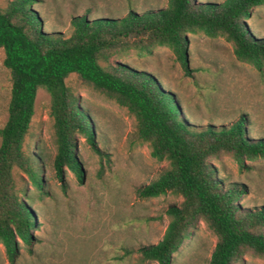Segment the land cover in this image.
Masks as SVG:
<instances>
[{"label":"trees","instance_id":"obj_1","mask_svg":"<svg viewBox=\"0 0 264 264\" xmlns=\"http://www.w3.org/2000/svg\"><path fill=\"white\" fill-rule=\"evenodd\" d=\"M33 3L9 0L0 6V48L10 74L7 118L0 128V244L9 262L14 263L20 243H31L34 226L26 189L18 188L13 171L17 168L41 192L45 182L37 156L24 149L38 90L43 88L50 97L52 169L58 181L63 182V168L82 179L79 137L95 153L104 154L95 143L89 115L66 84L71 74L126 108L136 121L137 138L147 143L154 159L167 162L156 178L135 188L136 196L170 193L181 198L165 210L169 220L162 238L136 250L140 260L171 264L200 221L216 236L209 264H239L247 253L264 258V207L243 209V186L226 183L212 164L221 155L240 168L245 160L264 158V138L250 137L242 115L220 127L191 124L176 95L164 89L156 75L110 62L129 52L167 47L188 72L187 36L202 33L223 38L238 61L260 71L264 37L251 33L247 19L264 0H168L157 10H129L121 17L91 19L86 13L72 17L68 36L43 29Z\"/></svg>","mask_w":264,"mask_h":264},{"label":"rangeland","instance_id":"obj_2","mask_svg":"<svg viewBox=\"0 0 264 264\" xmlns=\"http://www.w3.org/2000/svg\"><path fill=\"white\" fill-rule=\"evenodd\" d=\"M9 0H0L5 7ZM168 0H34L43 29L68 36L72 17H121L129 10H157ZM201 1V0H199ZM221 2L223 0H202ZM257 37H264V5L254 8L247 19ZM185 71L173 51L158 47L149 53L129 52L112 57L159 78L167 91L176 95L185 119L198 127L229 125L244 116L250 137L264 138V66L257 70L238 61L229 42L202 33L187 36ZM186 51V48H185ZM0 48V128L7 118L10 74L3 65ZM79 98V106L90 118L98 155L83 137L76 153L82 179L63 168V182L52 169L55 154L49 94L37 92L34 115L24 149L34 153L43 168V191L32 187L17 168L13 171L18 188L26 189L33 213L32 241L20 243L19 254L10 263L0 244V264H156L142 261L136 250L160 240L168 224L166 208L181 201L167 193L139 198L135 188L150 182L167 166L154 159L147 143L136 136V121L119 106L76 74L66 79ZM217 176L226 183L243 186L239 205L243 209L264 207V158L245 160L244 167L227 155L213 159ZM216 236L200 221L174 253L171 264H209ZM131 250V254H126ZM239 264H264V258L245 254Z\"/></svg>","mask_w":264,"mask_h":264}]
</instances>
